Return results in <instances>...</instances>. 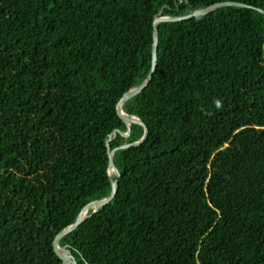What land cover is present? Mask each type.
<instances>
[{"label": "trees", "instance_id": "1", "mask_svg": "<svg viewBox=\"0 0 264 264\" xmlns=\"http://www.w3.org/2000/svg\"><path fill=\"white\" fill-rule=\"evenodd\" d=\"M264 264V0H0V264ZM93 210L90 211V214Z\"/></svg>", "mask_w": 264, "mask_h": 264}, {"label": "water", "instance_id": "2", "mask_svg": "<svg viewBox=\"0 0 264 264\" xmlns=\"http://www.w3.org/2000/svg\"><path fill=\"white\" fill-rule=\"evenodd\" d=\"M224 7H239V8H251L250 6L246 5V4H242V3H236V2H226V3H220V4H216L213 5L207 9L198 11L196 13H193L191 15L188 16H182V17H170V16H164L163 12L160 13V15H158L155 18V22H154V27H155V31H154V47H153V67H152V71L150 73V75L147 77V79L144 81V83L137 87L132 89L131 91H129L128 93H126L123 98L119 101L118 105H117V114L118 116L124 121V123L127 125L128 127V132L127 133H123L120 130H116L110 137L109 140L107 142V146L110 147L111 142L115 139V136L117 134H121L122 136L128 138L131 135L132 132V125L133 124H140L142 126H145V124L140 120L139 117L137 116H131L129 114H127L124 110H123V106L129 102L130 100H132L133 98L137 97L138 95H140L141 93H143L151 84L156 68H157V61H158V47H159V33H158V24L160 23H164V22H180V21H186V20H190L196 17H201V16H205L217 9L220 8H224ZM258 11H260L261 13L264 14V10H260L258 9ZM147 128H146V134L145 136L138 142L132 143V144H126L123 145L121 147H118L112 151H110L109 153V158H110V167H109V175L112 177L113 175L117 176V179L114 180L112 182V192L111 195L103 200H97V201H93L91 203H89L88 205H86L82 211L80 212L76 222L69 226L68 228H66L64 231H62L61 233H59L54 241V247H55V252L58 255V257L63 261V264H78L76 258L74 257V255L71 253V251L62 248L61 247V241L68 236L69 234H71L72 232H74L79 226H81L90 216H92L93 214L98 213L101 209H103L104 207L110 205L116 198L117 193H118V185H119V180L121 178V173L119 171V169L116 167L115 161H114V155L116 152H118L119 150H123V149H128L131 147H137L142 145L146 139H147ZM93 210V213L90 214V211Z\"/></svg>", "mask_w": 264, "mask_h": 264}]
</instances>
